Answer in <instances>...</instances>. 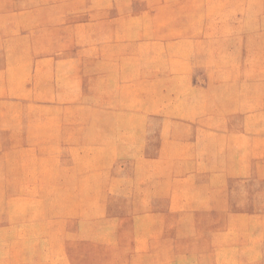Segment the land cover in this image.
Segmentation results:
<instances>
[{"label": "rangeland", "instance_id": "rangeland-1", "mask_svg": "<svg viewBox=\"0 0 264 264\" xmlns=\"http://www.w3.org/2000/svg\"><path fill=\"white\" fill-rule=\"evenodd\" d=\"M0 264H264V0H0Z\"/></svg>", "mask_w": 264, "mask_h": 264}]
</instances>
